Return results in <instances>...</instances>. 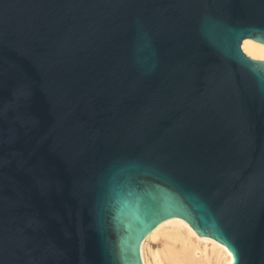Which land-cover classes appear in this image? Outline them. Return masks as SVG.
<instances>
[{"label":"water","instance_id":"water-1","mask_svg":"<svg viewBox=\"0 0 264 264\" xmlns=\"http://www.w3.org/2000/svg\"><path fill=\"white\" fill-rule=\"evenodd\" d=\"M264 0H0V264H144L181 219L264 264Z\"/></svg>","mask_w":264,"mask_h":264},{"label":"bare ground","instance_id":"bare-ground-1","mask_svg":"<svg viewBox=\"0 0 264 264\" xmlns=\"http://www.w3.org/2000/svg\"><path fill=\"white\" fill-rule=\"evenodd\" d=\"M242 48L248 55L264 59L262 42L245 38ZM160 236H163V248L151 252L154 264H231L233 261L225 245L216 244L214 238H198L195 229L181 219H167L142 243L144 264H151L145 253L146 240Z\"/></svg>","mask_w":264,"mask_h":264},{"label":"rangeland","instance_id":"rangeland-1","mask_svg":"<svg viewBox=\"0 0 264 264\" xmlns=\"http://www.w3.org/2000/svg\"><path fill=\"white\" fill-rule=\"evenodd\" d=\"M161 248H163V236H160L155 239L150 238L146 240L145 253L146 256L150 258L151 264H154L151 252L159 251L161 250Z\"/></svg>","mask_w":264,"mask_h":264}]
</instances>
